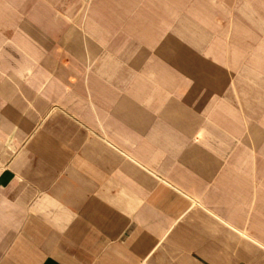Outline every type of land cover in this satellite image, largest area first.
<instances>
[{
  "label": "crops",
  "instance_id": "obj_1",
  "mask_svg": "<svg viewBox=\"0 0 264 264\" xmlns=\"http://www.w3.org/2000/svg\"><path fill=\"white\" fill-rule=\"evenodd\" d=\"M228 7L264 0H0V264H264V49Z\"/></svg>",
  "mask_w": 264,
  "mask_h": 264
},
{
  "label": "rangeland",
  "instance_id": "obj_2",
  "mask_svg": "<svg viewBox=\"0 0 264 264\" xmlns=\"http://www.w3.org/2000/svg\"><path fill=\"white\" fill-rule=\"evenodd\" d=\"M90 4H92L93 0H88ZM260 12V13H259ZM194 15L192 12L187 9V28L192 26L190 23H193V17ZM260 16V18H254V17ZM261 16H264V10H255V9H240V8H219L217 11V32L218 34H225V33H235V38H242L246 37L248 38V34H255V38H259V41L256 42L258 46L255 47H260L264 49V24L257 26V23L253 26L251 25H238L237 23L240 22H246L250 20H263L264 22V17L261 18ZM190 21L188 18H190ZM260 27V28H259ZM195 28V27H194ZM189 29H192L189 28ZM245 29V30H244ZM252 32V33H251ZM245 34V35H244ZM259 34V36H257ZM240 43L242 41H239ZM238 41H235V43H239ZM247 45V41L244 42ZM240 59V58H239ZM241 60V59H240ZM235 77L240 79L241 74L240 72L235 73Z\"/></svg>",
  "mask_w": 264,
  "mask_h": 264
}]
</instances>
